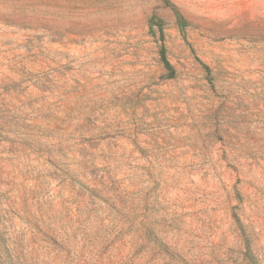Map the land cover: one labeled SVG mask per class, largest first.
<instances>
[{
    "label": "rangeland",
    "instance_id": "obj_1",
    "mask_svg": "<svg viewBox=\"0 0 264 264\" xmlns=\"http://www.w3.org/2000/svg\"><path fill=\"white\" fill-rule=\"evenodd\" d=\"M0 264H264V0H0Z\"/></svg>",
    "mask_w": 264,
    "mask_h": 264
},
{
    "label": "trees",
    "instance_id": "obj_2",
    "mask_svg": "<svg viewBox=\"0 0 264 264\" xmlns=\"http://www.w3.org/2000/svg\"><path fill=\"white\" fill-rule=\"evenodd\" d=\"M172 6H173V9L175 10V12L177 14L178 21L180 24V28L183 32H185V28L187 26V21H186L184 15L182 14V12L178 9V7L175 4H172ZM153 25H158L160 27L161 33L163 32V25H162L161 21L156 22ZM161 53H162V58L164 60L166 67L170 70V75L174 74V68H173L172 64L170 63V61L166 57V50H165L164 46H162ZM199 60L205 68H207V69L209 68V66L204 61H202L201 59H199Z\"/></svg>",
    "mask_w": 264,
    "mask_h": 264
}]
</instances>
